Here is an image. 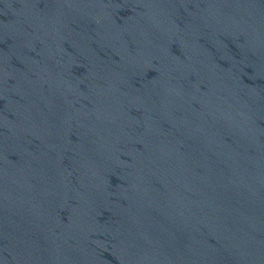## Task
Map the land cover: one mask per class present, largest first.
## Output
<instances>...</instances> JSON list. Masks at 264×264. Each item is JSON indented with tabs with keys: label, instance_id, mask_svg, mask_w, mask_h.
I'll list each match as a JSON object with an SVG mask.
<instances>
[{
	"label": "water",
	"instance_id": "95a60500",
	"mask_svg": "<svg viewBox=\"0 0 264 264\" xmlns=\"http://www.w3.org/2000/svg\"><path fill=\"white\" fill-rule=\"evenodd\" d=\"M0 264H264V0H0Z\"/></svg>",
	"mask_w": 264,
	"mask_h": 264
}]
</instances>
